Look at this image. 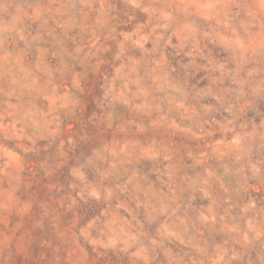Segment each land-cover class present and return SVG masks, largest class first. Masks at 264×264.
Segmentation results:
<instances>
[{
    "label": "rangeland",
    "instance_id": "rangeland-1",
    "mask_svg": "<svg viewBox=\"0 0 264 264\" xmlns=\"http://www.w3.org/2000/svg\"><path fill=\"white\" fill-rule=\"evenodd\" d=\"M0 264H264V0H0Z\"/></svg>",
    "mask_w": 264,
    "mask_h": 264
}]
</instances>
